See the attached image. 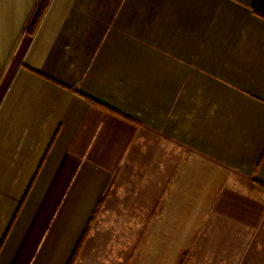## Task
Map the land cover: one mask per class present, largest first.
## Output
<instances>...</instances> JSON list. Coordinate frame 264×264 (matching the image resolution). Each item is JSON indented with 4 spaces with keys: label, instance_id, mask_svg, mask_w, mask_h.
<instances>
[{
    "label": "crops",
    "instance_id": "0c3cea01",
    "mask_svg": "<svg viewBox=\"0 0 264 264\" xmlns=\"http://www.w3.org/2000/svg\"><path fill=\"white\" fill-rule=\"evenodd\" d=\"M39 3L0 0V264H264V0Z\"/></svg>",
    "mask_w": 264,
    "mask_h": 264
},
{
    "label": "trees",
    "instance_id": "16d2710c",
    "mask_svg": "<svg viewBox=\"0 0 264 264\" xmlns=\"http://www.w3.org/2000/svg\"><path fill=\"white\" fill-rule=\"evenodd\" d=\"M50 1H51V0H40V3H39V5H38V7H37L35 13L33 14L32 18H31V21H30V23H29V25H28V28H27V32H28V33L33 34V33L36 31L37 27H38L39 24H40L41 19L43 18V15H44V13H45V11H46V9H47V7H48ZM85 98H87L90 102H92V103H94V104H96V105H98V106H101V107H103V108H105V109H108V108H107L106 106H104L103 104H101V103H99V102H97V101H95V100H93V99H91V98H88V97H86V96H85ZM258 185H259L261 188L264 189V184L258 183ZM79 247H80V243H79V245L77 246V248H76V250H75V252H74V254H73V256H72V258H71L69 264H72V263L74 262V259H75V257H76V254H77V251H78Z\"/></svg>",
    "mask_w": 264,
    "mask_h": 264
}]
</instances>
